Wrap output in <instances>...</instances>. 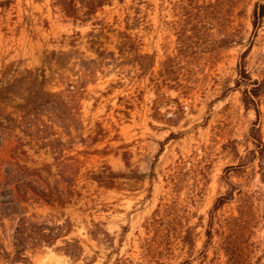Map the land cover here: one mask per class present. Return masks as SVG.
<instances>
[{
    "label": "rangeland",
    "instance_id": "rangeland-1",
    "mask_svg": "<svg viewBox=\"0 0 264 264\" xmlns=\"http://www.w3.org/2000/svg\"><path fill=\"white\" fill-rule=\"evenodd\" d=\"M2 1L0 214L17 181L69 187L67 205L16 194L6 230L70 221L83 250L59 240L31 262L225 264L237 236L239 263L264 264V0H114L87 21ZM243 67L262 86L250 108Z\"/></svg>",
    "mask_w": 264,
    "mask_h": 264
},
{
    "label": "trees",
    "instance_id": "trees-1",
    "mask_svg": "<svg viewBox=\"0 0 264 264\" xmlns=\"http://www.w3.org/2000/svg\"><path fill=\"white\" fill-rule=\"evenodd\" d=\"M38 2L41 0H33ZM114 0H54L53 4L58 6L65 16L73 18L75 20L81 19L87 21L106 4H111ZM121 1V0H120ZM0 7L6 9L9 7L8 1L0 2ZM134 9V8H133ZM135 10V9H134ZM253 25L258 27L264 20V3L257 4L253 10ZM100 31L92 30L88 36L90 43L97 47V50L101 52V35ZM105 50H102L101 54ZM45 80V78H43ZM37 80V76L34 75V83L38 82V85H44L45 81ZM245 83V90L243 92V102L247 108L255 106L257 99L260 96V90L262 86L257 80H252L246 73L245 68H242L241 79L238 81ZM249 86H253L249 89ZM255 132H259L256 130ZM254 139L261 142L258 135L253 134ZM49 167V165H46ZM42 172L40 168L36 169V173ZM69 184V183H68ZM23 193L24 197L31 194L37 196L39 200L51 204V205H67L71 199L73 190L68 187V191L63 192L56 187L49 186L48 188H31L28 184H21L17 181L11 188L10 195L7 200L6 207L3 208L0 214V264H33L28 253H35L46 247H53L59 240H64V249L70 256H80L83 251L76 243H71L65 238L71 232L72 223L65 221L62 224L53 221H38L37 216H26L23 214L16 223V227L9 233L6 230L5 220L10 222L17 216L16 208L21 203H29V200L20 201L16 194ZM18 196V195H17ZM227 202V197H221L219 199V206L221 207ZM37 219V220H36ZM230 231V229H229ZM230 237V236H229ZM225 237L222 243V249L227 257L225 264H240L239 258L242 255L239 245L237 243V236ZM208 238H212V231L210 230ZM78 253V254H77ZM80 253V254H79Z\"/></svg>",
    "mask_w": 264,
    "mask_h": 264
}]
</instances>
